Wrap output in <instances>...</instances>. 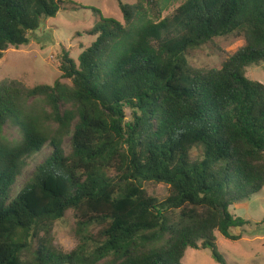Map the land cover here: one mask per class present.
<instances>
[{
  "label": "trees",
  "instance_id": "1",
  "mask_svg": "<svg viewBox=\"0 0 264 264\" xmlns=\"http://www.w3.org/2000/svg\"><path fill=\"white\" fill-rule=\"evenodd\" d=\"M68 2L0 0V59ZM118 4L123 20L97 10L76 59L61 51L70 82H0V264H184L189 248L229 264L216 232L236 241L250 223L234 210L264 189V83L247 76L264 62V0ZM230 36L245 43L221 68L190 63ZM69 210L67 252L54 227Z\"/></svg>",
  "mask_w": 264,
  "mask_h": 264
},
{
  "label": "rangeland",
  "instance_id": "2",
  "mask_svg": "<svg viewBox=\"0 0 264 264\" xmlns=\"http://www.w3.org/2000/svg\"><path fill=\"white\" fill-rule=\"evenodd\" d=\"M67 9L61 10L55 17L44 19L41 27L32 33L30 42L20 47L10 46L0 59V82L18 80L26 86L53 84L57 80L70 82L62 78L59 69V55L63 48L68 49L75 59L82 52L81 44L89 45L94 37L79 34L100 22V10L105 17L123 20V13L118 0H68ZM79 4L76 7L72 3ZM134 2L135 0H123ZM175 7L166 9L167 15ZM96 9V10H95ZM243 37L230 36L216 38L214 42L192 51L190 63L196 67L221 68L223 63L244 45ZM247 76L264 83V62L253 64L247 69ZM47 153L34 157L25 171L22 181L28 177L35 165L46 158ZM21 181V182H22ZM148 193L158 198L168 195V186L163 183L147 186ZM236 214L250 221L237 229L242 237L230 240L220 232L217 235L218 251L224 255L229 264H264V189L248 201L240 202L234 210ZM74 212L67 211L64 218L58 220L54 227L55 243L64 251H71L78 243L75 235ZM184 264H222L217 262L210 248H189L183 258Z\"/></svg>",
  "mask_w": 264,
  "mask_h": 264
}]
</instances>
